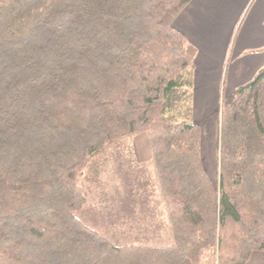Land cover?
Segmentation results:
<instances>
[{
  "label": "trees",
  "instance_id": "16d2710c",
  "mask_svg": "<svg viewBox=\"0 0 264 264\" xmlns=\"http://www.w3.org/2000/svg\"><path fill=\"white\" fill-rule=\"evenodd\" d=\"M191 0H0V264H246L264 252V66L221 99L217 186L193 120ZM145 132L171 244L76 213L83 171ZM92 186V183H90Z\"/></svg>",
  "mask_w": 264,
  "mask_h": 264
},
{
  "label": "rangeland",
  "instance_id": "374dc122",
  "mask_svg": "<svg viewBox=\"0 0 264 264\" xmlns=\"http://www.w3.org/2000/svg\"><path fill=\"white\" fill-rule=\"evenodd\" d=\"M213 110L211 98L196 88L193 119L201 132L202 162L217 186V113L209 115ZM94 161L95 173L83 171L79 175V185L87 191L88 198L76 213L78 218L88 226L102 227L106 233H130L137 244L169 246L166 213L156 188L147 134L126 136L106 145ZM217 259V249H211L204 252L199 264H218Z\"/></svg>",
  "mask_w": 264,
  "mask_h": 264
},
{
  "label": "crops",
  "instance_id": "0c3cea01",
  "mask_svg": "<svg viewBox=\"0 0 264 264\" xmlns=\"http://www.w3.org/2000/svg\"><path fill=\"white\" fill-rule=\"evenodd\" d=\"M173 26L196 49L193 111L197 88L212 100L209 115L218 117L220 99L264 66V0H191ZM246 264H264V252H253Z\"/></svg>",
  "mask_w": 264,
  "mask_h": 264
}]
</instances>
